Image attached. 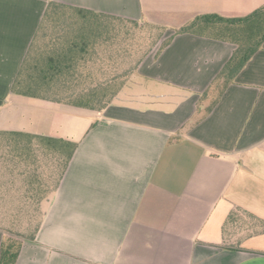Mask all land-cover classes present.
<instances>
[{
	"label": "crops",
	"instance_id": "0c3cea01",
	"mask_svg": "<svg viewBox=\"0 0 264 264\" xmlns=\"http://www.w3.org/2000/svg\"><path fill=\"white\" fill-rule=\"evenodd\" d=\"M48 1L0 0V132L76 143L16 264H264V231L223 232L237 207L264 219V42L197 119L235 45L173 34L199 14L243 16L264 0H55L161 25L160 41L173 34L101 111L10 92ZM18 148L25 193L34 147Z\"/></svg>",
	"mask_w": 264,
	"mask_h": 264
},
{
	"label": "trees",
	"instance_id": "16d2710c",
	"mask_svg": "<svg viewBox=\"0 0 264 264\" xmlns=\"http://www.w3.org/2000/svg\"><path fill=\"white\" fill-rule=\"evenodd\" d=\"M131 26V27H130ZM131 28L141 29V41L137 49L142 54L134 65L128 66L130 44L133 43ZM165 27L148 21L125 18L101 11L73 6L49 0L38 26L28 45L10 92L17 95L45 99L101 111L112 103L137 75L139 65L156 47L157 55L172 39L173 34L194 33L233 43L235 48L197 102L200 119L207 115L220 100L228 85L234 82L264 42V4L243 16H223L216 13L199 14L174 33L160 41ZM144 33V34H142ZM155 33V34H154ZM132 38V39H131ZM19 132H0V140L18 154L16 160H23V149L31 144L33 163L27 169V200L22 196L19 210L22 215L32 217L43 195L50 194L58 185L66 169L76 143L57 137L28 135L24 141ZM17 160V161H18ZM40 162H37L39 161ZM41 164V165H40ZM58 164L60 171H57ZM47 174L48 182L41 185V196L33 183L38 166ZM23 167V165H22ZM24 174V169L18 175ZM43 191V192H42ZM16 200V201H17ZM27 207L25 210L24 207ZM29 208L31 211L29 212ZM42 220V214L27 237L4 229L0 245V264H16L19 252L26 240H34ZM234 230L263 232L264 219L239 207L232 210L223 225V232Z\"/></svg>",
	"mask_w": 264,
	"mask_h": 264
},
{
	"label": "rangeland",
	"instance_id": "374dc122",
	"mask_svg": "<svg viewBox=\"0 0 264 264\" xmlns=\"http://www.w3.org/2000/svg\"><path fill=\"white\" fill-rule=\"evenodd\" d=\"M131 27V26H130ZM132 31H134V34L132 35L133 43L130 44V51L133 52L130 57H128V66L134 65L140 54L143 52V48L137 49L139 46H137L138 42L145 43L141 41V29L139 28H131ZM144 34V33H142ZM155 34V33H154ZM136 79V76H133L127 85H130L134 80ZM126 85V86H127ZM18 154L17 150H13L8 146L6 143V140H0V177L4 178V180H1L0 178V190L1 194L0 196H3V201H0L2 204L1 211L3 215L0 216V226L4 229L17 232L21 234L22 236L27 237L30 235L32 230L34 229L37 221L40 218V215L42 214V207L39 204L38 207L35 210V214L32 217H27L22 215V211L19 210L20 202H18V198L21 196H27V193H24L23 185L20 187V180L18 175V171L22 170L23 167L18 166L21 163V160H16ZM19 158V157H17ZM37 162H40L37 161ZM41 165V164H40ZM38 166V174L35 175L33 183L38 187V191L36 192L35 189L32 193V196L34 198L41 196V185H44L46 181L48 182V171L47 174L42 172L41 166ZM58 168L57 171H60V165H56ZM6 179V180H5ZM14 179H17L13 181ZM9 181H11V186L9 187ZM15 182V183H13ZM5 184H7L5 186ZM43 192V191H42ZM49 195V194H48ZM43 195L44 197L48 196ZM17 200V201H16ZM42 201V200H41ZM31 211V208H29V212Z\"/></svg>",
	"mask_w": 264,
	"mask_h": 264
}]
</instances>
